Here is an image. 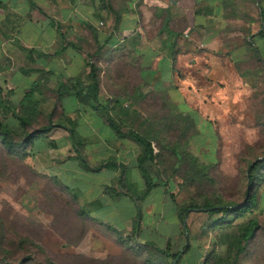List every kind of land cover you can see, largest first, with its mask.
<instances>
[{"label":"crops","instance_id":"0c3cea01","mask_svg":"<svg viewBox=\"0 0 264 264\" xmlns=\"http://www.w3.org/2000/svg\"><path fill=\"white\" fill-rule=\"evenodd\" d=\"M10 59L18 61L13 73ZM88 62L98 68L99 92L82 103L75 93L89 90ZM194 66L208 84L217 80L221 102L262 85L264 0H0V120L17 126L13 111L36 84V113L25 129L48 125L33 128L47 93L55 92L56 126L28 144L26 157L35 170L57 176L95 218V205L121 198L130 199L136 215V189L139 197L145 189L136 167L139 145L118 136L107 118L122 132L140 133L147 87L160 106L167 87L184 92V75ZM60 84L69 92L57 100ZM104 105L108 114L100 111Z\"/></svg>","mask_w":264,"mask_h":264},{"label":"rangeland","instance_id":"374dc122","mask_svg":"<svg viewBox=\"0 0 264 264\" xmlns=\"http://www.w3.org/2000/svg\"><path fill=\"white\" fill-rule=\"evenodd\" d=\"M10 60L13 73L18 61ZM194 69L183 74L184 92L167 87L160 93V106L153 105L158 94L152 85L147 87L146 120L138 131L152 139L157 156L149 172L157 185L140 196L137 216L129 198L95 205L93 214L100 218L85 214L57 176L35 170L30 158L11 153L0 141V264H173L174 258L158 249L181 251L178 264H212L224 247L235 245L232 239L250 217L261 228L237 264H264V80L221 102L217 80L210 85ZM47 95L33 128L48 124L49 112L53 123L60 115L55 92ZM256 161L250 180L248 166ZM248 191L257 204L240 216L192 209L184 223L177 217L179 206L231 207Z\"/></svg>","mask_w":264,"mask_h":264},{"label":"trees","instance_id":"16d2710c","mask_svg":"<svg viewBox=\"0 0 264 264\" xmlns=\"http://www.w3.org/2000/svg\"><path fill=\"white\" fill-rule=\"evenodd\" d=\"M90 27V26H88ZM87 66H89V73L87 75L88 77V83L90 84L88 86V91L86 93H83L81 90H77L75 95L77 99H79L82 103H86L88 101L87 98H93L94 100H97L98 92H99V80H98V68L95 63H87ZM35 85L32 86L27 92L24 94V99H22L20 104V111L18 113H15L13 111V114L15 118L18 120L19 127L13 126L11 123L4 122L0 120V141L2 142L3 146L10 151L11 153L18 155L20 157L24 156H32L27 151L28 144L31 143V141L38 137L42 133H46L49 130H51L54 126H56L54 123L49 122L48 125L39 128L38 130L34 132H27L26 127L30 125L32 120V115L36 113V105L37 100H34V94H35ZM68 88L65 84H60L58 90L56 91V99L60 100L65 94H68ZM111 107L109 105H104L100 107V111L103 113L108 114ZM110 127L118 134L120 137L128 136L132 140H134L139 145V152L136 156V167L138 171L140 172L142 178L145 181V189L142 192V196H145L151 192V190L157 185L154 177L149 172V164L153 163L156 160V152L154 149V145L152 142V139L149 138V136H146V134L138 133L136 131H133L131 129L127 130L126 132H122L120 130L119 124L115 122L111 117L107 118ZM69 133L70 136L74 139L75 132L72 127H65ZM18 138V139H17ZM76 139V137H75ZM257 165L256 162H252L248 166V179H252L253 175L251 174V171L255 169ZM128 193L129 190H132L131 187H123ZM131 194V192H130ZM248 197L236 204L235 206L227 207V206H213L210 203H205L202 206L197 205L196 203H190L187 205L179 206L177 208V217L179 218L181 223H184L186 213H188L189 210L192 209H205L207 213L209 214H215L219 212L224 213H235L236 216H240L246 212H250L252 208H254L257 204V198L254 193L248 191L247 192ZM144 197H135V200L140 201L143 200ZM241 204L239 208H235L237 205ZM137 212L136 216L140 214V208L139 205L136 207ZM224 218H220L218 223H223ZM137 227V221H135L134 225V233L136 232ZM111 229L114 231H117L113 226H110ZM261 228L259 225V222L256 217H250L248 222L244 224L243 226L239 227V230H237V234L234 236L233 242L234 246H229V244L224 247L223 254H219L217 259L212 264H237L238 258L241 253H243L246 249V245L248 244L249 240H251L253 237H255L256 232L258 229ZM264 230V228H262ZM149 244V243H147ZM188 249V248H187ZM159 252L167 255L172 256L174 260H176L177 264L182 256V252H176L175 254H170L167 250L158 249Z\"/></svg>","mask_w":264,"mask_h":264},{"label":"water","instance_id":"95a60500","mask_svg":"<svg viewBox=\"0 0 264 264\" xmlns=\"http://www.w3.org/2000/svg\"><path fill=\"white\" fill-rule=\"evenodd\" d=\"M260 158L258 157L257 160H259ZM248 197V194L246 195V198ZM241 206V204L237 205L235 208H239ZM173 264H176V261H173Z\"/></svg>","mask_w":264,"mask_h":264}]
</instances>
